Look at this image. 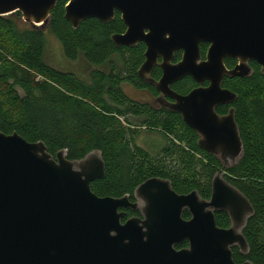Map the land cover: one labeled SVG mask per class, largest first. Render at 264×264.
Segmentation results:
<instances>
[{
    "label": "water",
    "instance_id": "water-1",
    "mask_svg": "<svg viewBox=\"0 0 264 264\" xmlns=\"http://www.w3.org/2000/svg\"><path fill=\"white\" fill-rule=\"evenodd\" d=\"M58 1L0 0V16L20 12L33 29L44 30ZM116 12L127 30L113 43H144L139 76L174 100L165 107L200 136L202 149L224 168L235 164L243 154L235 111L221 117L216 108L237 99L223 88L225 77H249L253 61L264 72V0H70L65 18L76 29L89 19L108 23ZM203 43L209 44L204 61ZM179 50L183 59L173 64ZM160 58L163 77L156 81L149 75ZM228 58L238 61L232 70ZM186 77L200 87L178 95L171 85ZM66 155L63 150L54 157L43 142L0 131V264H238L234 247L249 254L243 230L254 208L220 173L209 200L198 191L178 194L169 180L151 178L131 202L129 195L93 193L92 183L105 175L101 151L79 161ZM122 209L141 216L123 223ZM217 212L229 216V228L218 227ZM184 242L189 246L178 249Z\"/></svg>",
    "mask_w": 264,
    "mask_h": 264
},
{
    "label": "trees",
    "instance_id": "trees-1",
    "mask_svg": "<svg viewBox=\"0 0 264 264\" xmlns=\"http://www.w3.org/2000/svg\"><path fill=\"white\" fill-rule=\"evenodd\" d=\"M70 0H59L51 13L48 30L60 41L66 57L86 61L102 69L90 72V82L58 71L45 62V30L26 28L22 14L0 16V131L19 134L27 142H43L56 157L66 150V158L79 161L95 150L102 153L105 175L92 183L99 197L134 196L135 190L151 178L169 180L181 195L198 191L209 200L212 181L220 173L250 201L254 215L243 234L249 244L247 256L233 248L236 263L250 260L264 264V72L256 62H250L249 77H226L223 88L237 95L226 106L217 107L220 115L235 111V121L243 143L241 158L224 168L217 156L199 145L200 136L171 111L132 102L124 93L125 83L137 90L158 92L145 83L138 70L145 62L146 46L117 47L114 35L124 34L126 26L121 15L102 23L89 19L74 28L65 18ZM206 45H201L202 57ZM181 59V53L175 60ZM237 60L228 58L229 70ZM158 68L152 77L158 80ZM208 83H205L207 85ZM198 84L186 78L172 86L180 94H188ZM142 133L161 143L156 154L138 144ZM140 211L128 210L122 222ZM183 217L189 218L187 211ZM220 228H229L226 213H216ZM188 246V242L177 246Z\"/></svg>",
    "mask_w": 264,
    "mask_h": 264
},
{
    "label": "rangeland",
    "instance_id": "rangeland-1",
    "mask_svg": "<svg viewBox=\"0 0 264 264\" xmlns=\"http://www.w3.org/2000/svg\"><path fill=\"white\" fill-rule=\"evenodd\" d=\"M21 21L22 24L26 26V28H32L29 23L24 21L23 16ZM44 30L46 42L45 62L50 67L64 73L73 74L86 83L90 82V72L92 70L102 69L101 67L90 65L83 55H80L77 60L68 59L64 53V49L60 41L48 30V27H46ZM123 89L130 97L134 99L150 101L156 105H159L145 92H135L130 86H124ZM138 144L147 149L152 154H156L161 148V143L146 133H142L140 139L138 140ZM232 165L234 164H231L229 167Z\"/></svg>",
    "mask_w": 264,
    "mask_h": 264
},
{
    "label": "flooded vegetation",
    "instance_id": "flooded-vegetation-1",
    "mask_svg": "<svg viewBox=\"0 0 264 264\" xmlns=\"http://www.w3.org/2000/svg\"><path fill=\"white\" fill-rule=\"evenodd\" d=\"M116 13H119V12H116ZM120 14V13H119ZM121 15V14H120ZM115 16H116V14H115ZM115 18V17H114ZM113 20V19H112ZM111 20V21H112ZM126 26V25H125ZM126 30H127V27H126ZM126 32V31H125ZM144 44V43H143ZM201 45H206V55H205V58H203L202 57V53H201V57H202V60L204 61V60H206V57H207V51H208V49H209V44H207V43H203V44H201ZM201 45H200V51H201ZM137 46V45H136ZM146 46V45H145ZM129 48V47H128ZM133 48V47H132ZM146 50H147V48H146ZM146 52V51H145ZM177 53H181V59L177 62L176 60H175V58H176V54ZM182 59H183V51H181V50H179V51H176L175 52V54H174V58H173V61H172V63L173 64H177V63H179V62H181L182 61ZM162 59L160 58L159 59V61H158V65H156L155 67H154V69H153V71H152V73L149 75V77L150 78H152V79H154L153 77H152V74L154 73V71L158 68L159 70H161V76H160V78L158 79V80H156V79H154V80H156V81H159L162 77H163V70H162V68L160 67V63H162ZM238 64V61L236 62V65ZM140 70V69H139ZM139 70H138V72H139ZM139 75V74H138ZM140 77V76H139ZM141 78V77H140ZM186 78H191V77H186ZM186 78H183L182 80H184V79H186ZM226 78V77H225ZM231 78V77H230ZM192 79V78H191ZM141 80H143L142 78H141ZM182 80H180V81H182ZM193 80V79H192ZM144 81V80H143ZM180 81H178V82H180ZM145 82V81H144ZM178 82H175L174 84H176V83H178ZM145 83H147V82H145ZM206 83H208V82H206ZM147 84H150V83H147ZM174 84H172L171 85V89L175 92V93H177L178 95H181V96H186V95H188V94H180V93H178V92H176L173 88H172V86L174 85ZM197 84V83H196ZM150 85H152V84H150ZM209 85V83L207 84V85H205V83H204V87H207ZM124 86H130V87H132V89H134V91L135 92H145L146 94H148L153 100H155L159 105H156V104H154V103H152V102H150V101H145V100H139V99H134V98H132V97H130L126 92H125V90L123 89V87ZM153 86V85H152ZM223 86V85H222ZM153 87H155V86H153ZM198 87H200V85L198 84ZM198 87H196V88H198ZM196 88H194V89H196ZM122 89H123V91H124V93L126 94V96L132 101V102H134V103H137V104H140V105H145V106H149V107H152V108H154V109H156V110H161V109H165V110H168V111H170L168 108H166L165 107V104H164V102L166 101V102H169V103H173L174 102V100L173 99H171V98H169V97H162V93H160L158 90H157V88L155 87V89L157 90V94L156 95H154V94H152V92L151 91H149V90H147V89H144V90H137V89H135L132 85H130V84H128V83H125V84H123V86H122ZM193 89V90H194ZM225 89V88H224ZM192 90V91H193ZM233 103V102H232ZM231 104V103H230ZM227 105H229V104H227ZM221 106H226V105H221ZM221 106H218V107H221ZM217 109V108H216ZM230 109H232V108H230ZM172 112V111H171ZM173 113H175V112H173ZM178 114V113H177ZM218 114V113H217ZM229 114V113H228ZM228 114H225V115H220V114H218L219 116H221V117H223V116H226V115H228ZM210 154V153H209ZM130 201L131 202H136V200H135V198H134V196L133 197H130ZM129 210V209H128ZM128 210H126V209H122V212H127ZM132 211V210H131ZM133 212H137V211H133ZM140 216H141V214H140ZM185 219V218H184ZM190 219V217L189 218H187L186 220H189ZM188 246H189V243H188ZM188 246H186V247H183V248H187Z\"/></svg>",
    "mask_w": 264,
    "mask_h": 264
}]
</instances>
